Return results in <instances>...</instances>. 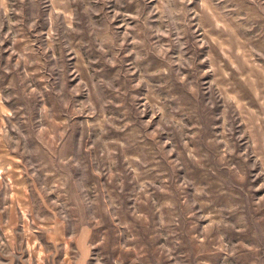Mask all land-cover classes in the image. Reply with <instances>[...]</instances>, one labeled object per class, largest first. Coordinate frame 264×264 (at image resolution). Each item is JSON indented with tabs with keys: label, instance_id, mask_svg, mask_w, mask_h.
Instances as JSON below:
<instances>
[{
	"label": "rangeland",
	"instance_id": "obj_1",
	"mask_svg": "<svg viewBox=\"0 0 264 264\" xmlns=\"http://www.w3.org/2000/svg\"><path fill=\"white\" fill-rule=\"evenodd\" d=\"M0 264H264V0H0Z\"/></svg>",
	"mask_w": 264,
	"mask_h": 264
}]
</instances>
